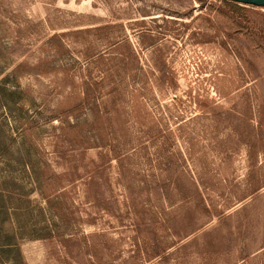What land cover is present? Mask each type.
Here are the masks:
<instances>
[{"label": "rangeland", "instance_id": "1", "mask_svg": "<svg viewBox=\"0 0 264 264\" xmlns=\"http://www.w3.org/2000/svg\"><path fill=\"white\" fill-rule=\"evenodd\" d=\"M0 264H264V8L0 0Z\"/></svg>", "mask_w": 264, "mask_h": 264}, {"label": "water", "instance_id": "2", "mask_svg": "<svg viewBox=\"0 0 264 264\" xmlns=\"http://www.w3.org/2000/svg\"><path fill=\"white\" fill-rule=\"evenodd\" d=\"M228 1L235 2L240 5L264 8V0H228Z\"/></svg>", "mask_w": 264, "mask_h": 264}, {"label": "trees", "instance_id": "3", "mask_svg": "<svg viewBox=\"0 0 264 264\" xmlns=\"http://www.w3.org/2000/svg\"><path fill=\"white\" fill-rule=\"evenodd\" d=\"M222 1H224V2H226V3H228V4H232V5H240V4H238V3H235V2H231V1H228V0H222ZM250 7H255V6H250ZM258 8H260V7H258Z\"/></svg>", "mask_w": 264, "mask_h": 264}]
</instances>
